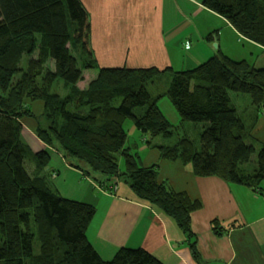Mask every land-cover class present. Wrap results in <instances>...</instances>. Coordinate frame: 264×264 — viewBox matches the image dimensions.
Listing matches in <instances>:
<instances>
[{"label": "trees", "instance_id": "trees-1", "mask_svg": "<svg viewBox=\"0 0 264 264\" xmlns=\"http://www.w3.org/2000/svg\"><path fill=\"white\" fill-rule=\"evenodd\" d=\"M202 4L241 36L264 47V0ZM86 21L80 0H0V27L6 28L0 35V264H111L86 234L95 207L63 197L49 183L42 171L50 152L45 148L33 152L23 141L24 117L34 120V132L44 145L101 187L114 191L122 179L138 199L157 206L177 224L196 255L191 213L201 207L200 200L159 182L157 164L144 166L136 153L123 148L124 123L129 119L143 135L159 137L151 147L158 149L161 159L189 164L198 177L216 176L260 191L264 142L256 150L249 138L264 107V73L244 59L218 52L195 67L173 72L165 93L156 96L143 94V87L163 73L156 69L99 68L81 88L78 83L92 59L87 54L81 61L71 45ZM24 56L29 59L21 68ZM50 60L53 69L46 66ZM59 79L64 81V96L52 92ZM229 91L250 96L254 111L248 119L238 116ZM163 95L182 122H207L198 145L186 135L174 137L158 106ZM36 101L43 105L39 114L30 108ZM222 126L232 128L228 153L221 148ZM28 157L35 162L31 174L24 167ZM121 260L162 264L142 247L123 248Z\"/></svg>", "mask_w": 264, "mask_h": 264}, {"label": "crops", "instance_id": "crops-1", "mask_svg": "<svg viewBox=\"0 0 264 264\" xmlns=\"http://www.w3.org/2000/svg\"><path fill=\"white\" fill-rule=\"evenodd\" d=\"M80 3L87 21L73 35L72 53L81 61L87 54L92 59L83 70L84 79L78 83L81 88L87 86L99 68L108 67L156 69L164 72L158 78L166 76L168 81L173 72L195 67L218 52L234 60L244 59L264 73L262 63L250 59L253 52L264 54V47L241 36L222 16L206 8L202 0H80ZM211 32H215L212 40H206ZM233 33L241 46H229L226 37H232ZM239 50L243 55H236ZM143 94L150 97L158 93L145 94L143 90ZM32 104L37 109L36 112L30 104L34 112H42L41 102ZM250 112L242 118H247ZM33 127L31 124L28 129L36 145L50 152L45 170L47 176L56 174L51 176L53 188L63 197L95 207L86 234L94 249L111 264H125L121 260L125 247H142L162 264H203V261L264 264L262 182L261 190L256 191L216 176L198 177L189 164L161 159L157 148H149L152 151L142 165L157 164L159 182L201 202V207L191 213L197 250L193 255L187 237L157 206L138 199L124 180L123 184L117 182L114 191L101 187L70 166L60 152L44 145ZM130 129L123 148H129L135 135L146 141L147 135L143 136L134 126ZM226 129L222 126V134ZM250 139L256 150L264 141V107L257 115ZM79 176L84 177V183H77ZM67 177L80 186L79 197L72 195L70 185L69 191H64Z\"/></svg>", "mask_w": 264, "mask_h": 264}, {"label": "rangeland", "instance_id": "rangeland-1", "mask_svg": "<svg viewBox=\"0 0 264 264\" xmlns=\"http://www.w3.org/2000/svg\"><path fill=\"white\" fill-rule=\"evenodd\" d=\"M5 30H6L5 27H0V35L3 34ZM226 39L228 40L229 46L233 47V48L235 46H241V44H242L241 42H237V36L234 33H233L232 37L228 36V37H226ZM213 45H214V43H213ZM245 49H246V47H245ZM237 53L239 56L243 55L241 50L236 52V55H237ZM248 57H250V56H248ZM251 57H252V58H250L251 60L255 59L257 61V63H262V65L264 66V54H261L258 52H253ZM28 59H29L28 56H24L23 59H21V62H20L21 68L26 67ZM236 59H238L237 56H236ZM46 66L49 69H53L54 68L53 61L52 60L48 61ZM91 70L94 71L95 69L92 68ZM16 77L19 78L20 74L18 73L16 75ZM63 84H64V81L61 79L56 81L54 83V85L52 86V92L58 93L59 95L64 96L66 94V90L64 89ZM167 85H168V81H167L166 76H162L161 78H158V76H157L156 78H153L151 84L143 87V90H144L145 94H148L151 92L162 94V93H165V91L167 89ZM229 96H230L231 104L235 107L239 117H244V116H246V113L250 112L252 105H251L250 96L248 94L229 91ZM30 104L32 106V109L37 112V109H35V105L32 104L31 102H30ZM158 106H159L160 111L163 113V115L166 117V119L170 122L175 138L186 135L195 143V145L199 144L198 140H199L200 132L202 131L203 127L207 125V122H197V123L182 122L180 119V115L176 111L175 107L173 106L172 102L170 101V99L168 98L167 95H163L158 100ZM21 122L23 124V132H22L23 141L29 145L30 149L33 152L39 151L41 149V147L36 145L35 139L30 136V134H29L30 131L28 129V127H30L31 124H34V120L29 118V117H24L23 119H21ZM124 127L126 128V131L128 133L131 132L130 128H133L132 121L127 119L124 123ZM143 136H146V135H143ZM231 140H232L231 130H229V128H227L225 130V133L222 134V141H221V148H226L225 153H228L227 149L229 148ZM148 141L150 143H147ZM158 141H159V137H150L149 135H147L146 141H143L141 139V136L135 135L133 138L130 139V142L128 145L129 152L130 153H136L139 161L141 163H143V161L147 160L150 152L152 151V150H149V148H151V145L158 143ZM125 143H128V140H126ZM118 163H119L120 170L123 171L124 170V163H123V160L121 157H119ZM24 167L30 174L33 173V169L35 167V162H34L33 158H31V157L26 158L24 161ZM42 174L47 177V179L51 185L54 184V180L51 178V176L52 175L55 176L56 175L55 173H53L51 176L50 175L47 176V171L43 170ZM79 177H81V178H78L76 180L77 183H84V177H82V176H79ZM77 183L75 182V180L72 177H67L66 184L63 185L64 191H66V190L69 191V185H70V187L72 189V192H71L72 195L75 197H79L80 196V193H79L80 192V186ZM118 183L123 184L124 182L122 179H119ZM262 185H264V180L262 181ZM67 193H69V192H67ZM84 197H85L84 199H89L88 196H84ZM36 249H35V251H37ZM202 263L206 264L205 261H203Z\"/></svg>", "mask_w": 264, "mask_h": 264}, {"label": "water", "instance_id": "water-1", "mask_svg": "<svg viewBox=\"0 0 264 264\" xmlns=\"http://www.w3.org/2000/svg\"><path fill=\"white\" fill-rule=\"evenodd\" d=\"M214 46H216V43H214Z\"/></svg>", "mask_w": 264, "mask_h": 264}, {"label": "built area", "instance_id": "built-area-1", "mask_svg": "<svg viewBox=\"0 0 264 264\" xmlns=\"http://www.w3.org/2000/svg\"><path fill=\"white\" fill-rule=\"evenodd\" d=\"M115 188V187H114ZM115 190V189H114Z\"/></svg>", "mask_w": 264, "mask_h": 264}]
</instances>
